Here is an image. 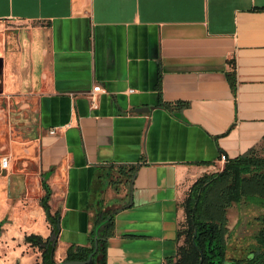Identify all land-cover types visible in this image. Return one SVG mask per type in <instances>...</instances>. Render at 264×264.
Listing matches in <instances>:
<instances>
[{
	"label": "crops",
	"instance_id": "0c3cea01",
	"mask_svg": "<svg viewBox=\"0 0 264 264\" xmlns=\"http://www.w3.org/2000/svg\"><path fill=\"white\" fill-rule=\"evenodd\" d=\"M261 8L0 0V264H41L24 237L51 234L43 183L59 214L56 263L89 246L95 215L111 209L106 264L175 258L193 183L264 137Z\"/></svg>",
	"mask_w": 264,
	"mask_h": 264
},
{
	"label": "trees",
	"instance_id": "16d2710c",
	"mask_svg": "<svg viewBox=\"0 0 264 264\" xmlns=\"http://www.w3.org/2000/svg\"><path fill=\"white\" fill-rule=\"evenodd\" d=\"M264 11V8L259 9ZM232 96L236 98L237 80L235 73L226 74ZM264 147V137L259 147ZM257 149V148H256ZM256 149H250L243 155L226 157L220 171L206 173L191 186L183 202L185 212L184 229L178 232L183 235V244L178 247L175 258H169L164 264H264V155ZM264 149V148H263ZM40 199L46 220L51 227V235L59 232V214H51L48 199L49 188ZM251 208L256 211L253 223L257 225L252 238L253 243L243 257L228 258V210ZM116 210L98 212L90 230L89 246L70 247L65 260H85L93 251L95 240L97 250L91 264H106V242L113 235ZM0 222V231H1ZM26 235L24 240L41 250V264H56L54 261L55 246L51 237Z\"/></svg>",
	"mask_w": 264,
	"mask_h": 264
},
{
	"label": "rangeland",
	"instance_id": "374dc122",
	"mask_svg": "<svg viewBox=\"0 0 264 264\" xmlns=\"http://www.w3.org/2000/svg\"><path fill=\"white\" fill-rule=\"evenodd\" d=\"M264 147H258L256 149L257 154L264 155ZM219 171V169L217 168ZM256 214V211L251 208H238L236 206L231 207L228 210V228H229V238L228 242V258H239L246 255L247 251L250 249V246L253 243V234L257 229V225L253 223V216ZM185 218L181 225V230L184 229ZM184 239V236L182 235ZM183 242V240H182Z\"/></svg>",
	"mask_w": 264,
	"mask_h": 264
},
{
	"label": "water",
	"instance_id": "95a60500",
	"mask_svg": "<svg viewBox=\"0 0 264 264\" xmlns=\"http://www.w3.org/2000/svg\"><path fill=\"white\" fill-rule=\"evenodd\" d=\"M152 109L153 107L139 108V109H136L135 112L136 113H149ZM50 237L52 240V245L55 246L58 234H53ZM97 247H98V242L95 240L93 251L88 255L87 259L85 260H61L57 262L56 264H91L92 258L97 250Z\"/></svg>",
	"mask_w": 264,
	"mask_h": 264
},
{
	"label": "built area",
	"instance_id": "2783aa9c",
	"mask_svg": "<svg viewBox=\"0 0 264 264\" xmlns=\"http://www.w3.org/2000/svg\"><path fill=\"white\" fill-rule=\"evenodd\" d=\"M99 90H100V87H99V86H96V87L93 88L92 92H93V93H97V92H99ZM53 133H54V132L52 131L51 134H53ZM221 160H222V161H225V160H226L225 155H221ZM0 165H1V167H3V168L6 167V165H7V158H6V157H2V158L0 159Z\"/></svg>",
	"mask_w": 264,
	"mask_h": 264
},
{
	"label": "flooded vegetation",
	"instance_id": "af4514ba",
	"mask_svg": "<svg viewBox=\"0 0 264 264\" xmlns=\"http://www.w3.org/2000/svg\"><path fill=\"white\" fill-rule=\"evenodd\" d=\"M65 260V259H64Z\"/></svg>",
	"mask_w": 264,
	"mask_h": 264
}]
</instances>
